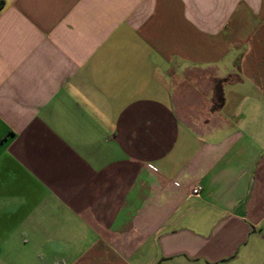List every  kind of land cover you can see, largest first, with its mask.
<instances>
[{"label": "crops", "instance_id": "1", "mask_svg": "<svg viewBox=\"0 0 264 264\" xmlns=\"http://www.w3.org/2000/svg\"><path fill=\"white\" fill-rule=\"evenodd\" d=\"M0 264H264V0H0Z\"/></svg>", "mask_w": 264, "mask_h": 264}, {"label": "built area", "instance_id": "2", "mask_svg": "<svg viewBox=\"0 0 264 264\" xmlns=\"http://www.w3.org/2000/svg\"><path fill=\"white\" fill-rule=\"evenodd\" d=\"M192 193L194 195H200L201 193V187L200 186H195L193 189H192Z\"/></svg>", "mask_w": 264, "mask_h": 264}]
</instances>
